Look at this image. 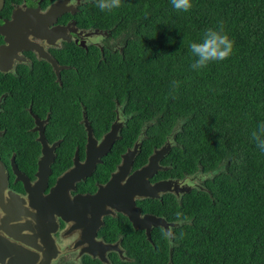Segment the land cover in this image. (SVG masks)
Wrapping results in <instances>:
<instances>
[{
  "label": "trees",
  "instance_id": "obj_1",
  "mask_svg": "<svg viewBox=\"0 0 264 264\" xmlns=\"http://www.w3.org/2000/svg\"><path fill=\"white\" fill-rule=\"evenodd\" d=\"M76 18L82 27L106 29L104 43L117 41L105 43L104 52L67 44L61 54L84 66L80 99L98 137L109 130L117 103L131 115L112 156L146 129L143 161L169 139L173 168L164 178L199 176V187L178 198L167 193L140 201L143 211L181 224L173 238L158 226L151 241L133 229L124 239L132 260L116 264H264V152L250 139L264 121V0H193L188 12L173 9L170 0H121L112 11L86 0ZM220 26L235 41L232 55L192 69L188 45ZM79 111L80 102L67 100L52 112L61 117L49 122L51 142L62 138L54 168L70 167L75 148L85 147L86 130L73 118ZM38 155L20 159L35 166ZM107 165L109 173L115 161Z\"/></svg>",
  "mask_w": 264,
  "mask_h": 264
},
{
  "label": "flooded vegetation",
  "instance_id": "obj_2",
  "mask_svg": "<svg viewBox=\"0 0 264 264\" xmlns=\"http://www.w3.org/2000/svg\"><path fill=\"white\" fill-rule=\"evenodd\" d=\"M57 1L60 0H0V178L5 180L6 175L8 178L7 189L2 188L0 182V264L127 262L132 258L128 256L129 250L124 239L127 233L131 235L134 225L129 219L130 216L119 210L124 201L128 205L130 203V207L134 209L135 206L124 199L126 189L121 187H125L134 172L147 166L151 156L162 146L155 147L145 161L141 156V147L138 150L133 149V144L125 150L119 149L118 155L112 156L113 147L100 156V161L95 163L92 171L90 169L87 174H83L87 169L84 165L86 159H91L96 150L94 147L88 153L86 123L92 126L94 136L101 140L102 135L108 133L112 125L118 122L119 142L122 139V130L131 115L117 103L109 130L100 137L96 135L92 125L95 119L87 114L86 104L80 99L85 96L84 66L78 65V61L74 60L70 63L61 54L66 51L67 44H73L79 52L93 46L100 47L104 52L105 43L113 41L104 43L103 39L108 33L98 27L85 28L79 24L76 16L80 14L86 0H78L76 5L69 1L56 13V20L49 18V8ZM49 55L56 60L58 68L49 62ZM69 72H75L76 75L65 77ZM67 100L70 106L80 102L81 117L73 118L83 125L87 139L83 150L78 146L75 148L71 166L61 170L54 168L53 164L57 160L62 138L51 142L49 122L59 120L61 115L53 116L52 112ZM145 131L146 129L140 131L138 139L146 136ZM43 136L50 146L56 141L60 144L56 148L48 184L43 187L40 197L38 191L42 185L38 188L40 177L37 173L38 161L43 153V144L40 141L41 137L44 140ZM134 150L133 155L130 151ZM170 151L171 148L165 151L166 154L158 163L160 166L148 177L152 185L168 178H164L163 172L173 166L168 161L167 155ZM77 153L80 165L76 172L73 168L76 167L74 160ZM37 154V164L34 166V162L28 161ZM25 155H29L30 159H20ZM130 158L133 160L132 166L128 171L121 172L120 181L116 183L113 193L100 197L101 202H96L100 187L107 185L113 174L119 172V166ZM111 160L115 161L114 170L104 172ZM71 168L73 172H70ZM65 173L74 176L73 183L68 188L64 182V190L61 191V197L54 209V200L49 193L58 177L65 176ZM183 180L191 188L199 187L198 173L187 175ZM66 194L71 199L64 197ZM81 195L95 196V200L66 203L63 206L60 203L73 201ZM161 196L162 192L158 199ZM148 199L150 197L147 196L135 198L141 215L146 211H143L140 201ZM111 223L118 226L113 227ZM157 227H153L152 231ZM174 227L176 226L172 230ZM138 231L147 237L146 229H138L134 233L139 235ZM49 239L54 241L56 248L49 246ZM49 248L52 254L49 253Z\"/></svg>",
  "mask_w": 264,
  "mask_h": 264
},
{
  "label": "water",
  "instance_id": "obj_3",
  "mask_svg": "<svg viewBox=\"0 0 264 264\" xmlns=\"http://www.w3.org/2000/svg\"><path fill=\"white\" fill-rule=\"evenodd\" d=\"M71 0H60L59 2L57 1L53 6L49 8V18L53 17V19L56 20V13L62 8L67 5V3ZM13 34V33H12ZM49 62L55 67L58 68V63L56 60L49 55ZM87 133H88V141H87V150L89 153V150L96 147L94 156L91 159H86V163L84 164L87 169L83 174H87L88 171L91 169V171L95 168V163L100 161V156L106 154L108 151L111 150L113 147L114 143L116 142L117 139L120 138V135H118V132L120 131L119 123L116 122L112 125L111 130L106 133L101 141H98V139L94 136L93 134V128L92 126L87 122ZM44 137V136H43ZM141 138L138 139L140 141ZM40 141L43 144V153L41 157L39 158V170L37 173V176L39 178L40 186L42 185L41 189H39L38 193L40 194V197L43 194V187H45L48 184V179L49 175L52 173V163L55 160L56 156V148L60 144L59 141L54 142L52 146H50L47 142V139L44 137V140L42 137L40 138ZM136 142L133 149L138 150V148L141 146V142ZM49 145V147H48ZM171 148L170 142H167L164 144L161 148L157 149L155 153L151 156L150 158V163L145 166L144 168L134 172V174L129 178L128 182L125 184V187H121L122 189H126L124 199H127L128 201L131 202L135 206V209L130 207L129 205L124 201L122 204L121 210L127 214V216H130V220L133 222V225L136 229H146V234L148 239L151 240L152 236V229L153 227L156 226H161L168 234L169 238H173V226H178L181 224V221H170L168 220L165 216L162 215H157L155 213L151 212H144V215H141V209L140 207L136 206L135 198L136 196H147L150 198L158 199L160 197V193L166 194V193H174L177 196L180 197L181 193L183 192H189L191 190V185H188L184 183L183 181L179 179H164L161 180L154 185H152L149 181L148 177H151V173L154 169L158 168L160 165L158 164L157 161V156L159 153L162 151H169ZM135 154L134 151H130ZM127 156H125L126 158ZM133 160L130 158L128 162L124 161L120 166H119V172L113 174L112 178L110 181L107 183V185L101 186L99 192L97 193L96 197H99L96 202H101L100 197H103L108 194H112L116 183H118L119 176H121L122 171H128L130 167L132 166ZM76 164V167H74ZM79 161H78V153L76 154L75 160H74V171H79L77 169V166H79ZM71 168L70 172H73ZM1 171H4L1 168ZM6 172V171H5ZM69 172V173H70ZM68 173V172H67ZM63 177H58L56 184L51 188V195L52 200V205L54 206L55 209V204L58 203L57 200L61 197L60 193L63 188L64 182L68 185V188L71 187L73 183L74 176L73 175H66ZM1 186L2 188L7 189V183H8V178L7 175L5 176V180L3 178H0ZM64 197L71 199L69 194H66ZM95 196H90V195H81L77 196L73 199V201H64L60 202L61 205H66V203H72V202H79V203H84L85 201H92L94 202ZM63 213V212H60ZM49 246L56 248L55 243L52 239H49ZM49 253H51V250L49 248ZM52 254V253H51ZM103 260L106 261L105 257H102Z\"/></svg>",
  "mask_w": 264,
  "mask_h": 264
},
{
  "label": "clouds",
  "instance_id": "obj_4",
  "mask_svg": "<svg viewBox=\"0 0 264 264\" xmlns=\"http://www.w3.org/2000/svg\"><path fill=\"white\" fill-rule=\"evenodd\" d=\"M71 3L73 5H76L78 3V0H71ZM170 4H171L172 8L177 10L178 12H188L193 7V0H170ZM96 6L101 11H112V10L120 8L121 0H96ZM85 28H90V27H85ZM102 30H103V32L107 33L106 29H102ZM116 42L117 41H113V44H115ZM234 46H235L234 39L230 36V34L222 26L210 27V28L206 29L198 41H193L188 45L189 52H190V55L192 57L191 68L198 71L202 68L207 67L209 64H211L213 62H221V61L226 60L229 56L232 55V53L234 51ZM178 83H179L178 81H173L174 86L178 85ZM172 134H173L172 135L173 137H174V135L176 136V130H173ZM103 136L104 135H102V137ZM119 139H117L116 142ZM250 139L255 143V145L257 146V148L261 152H264V121L259 122L250 131ZM101 140H102V138H101ZM101 140L98 139V141H101ZM137 141H138V138L135 141V143ZM138 142H141V141H138ZM115 143H114V145H115ZM135 143H134V145H135ZM165 144H166V142H165ZM114 145H113V147H114ZM134 145H133V147H134ZM170 145H171V149H172V146H173L172 140H170ZM165 154H166L165 151H162L161 153H159V155L157 156V161L161 160ZM169 154H170V152H169ZM171 168H173V166L170 167V169ZM185 177H187V176L170 177V178L168 177L166 179H179L185 183L186 181L183 180V178H185ZM183 193H185V192H183ZM171 194H174V193H171ZM163 195H165V194H162V196ZM174 195L176 196V194H174ZM162 196H161V198H162ZM150 199H154V198H150ZM119 212H121L127 216V214L124 213L122 210H119ZM123 218L126 219V217H124V216H123ZM134 230H138V229H136L134 227ZM146 238H148V237H146ZM151 240H152V238H151Z\"/></svg>",
  "mask_w": 264,
  "mask_h": 264
},
{
  "label": "rangeland",
  "instance_id": "obj_5",
  "mask_svg": "<svg viewBox=\"0 0 264 264\" xmlns=\"http://www.w3.org/2000/svg\"><path fill=\"white\" fill-rule=\"evenodd\" d=\"M112 41H114V40H112ZM121 54H123V53H121ZM120 64H121L122 69H123L124 66H125V64H127V61H126V58L125 57L123 58V60H121ZM159 161H158V163H159ZM197 185H198V183H197ZM137 233L141 234V231H138Z\"/></svg>",
  "mask_w": 264,
  "mask_h": 264
}]
</instances>
